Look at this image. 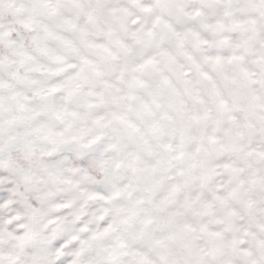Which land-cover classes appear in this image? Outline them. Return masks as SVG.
I'll return each mask as SVG.
<instances>
[{
	"label": "snow or ice",
	"instance_id": "1",
	"mask_svg": "<svg viewBox=\"0 0 264 264\" xmlns=\"http://www.w3.org/2000/svg\"><path fill=\"white\" fill-rule=\"evenodd\" d=\"M0 264H264V0H0Z\"/></svg>",
	"mask_w": 264,
	"mask_h": 264
}]
</instances>
